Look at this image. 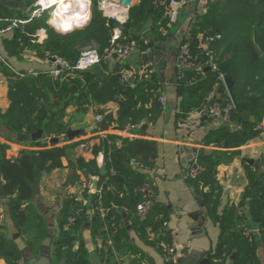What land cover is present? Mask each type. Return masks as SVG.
<instances>
[{
  "label": "trees",
  "instance_id": "1",
  "mask_svg": "<svg viewBox=\"0 0 264 264\" xmlns=\"http://www.w3.org/2000/svg\"><path fill=\"white\" fill-rule=\"evenodd\" d=\"M30 1L0 0V27L5 28L11 20L29 15L34 6L27 9ZM170 1L141 0L133 5L129 9L128 21L120 28L121 42H136L139 54L155 48L157 42H165L166 31L171 26L168 18ZM205 2L206 10L196 15L190 38L181 43L189 44L196 68L186 71L178 81L182 97L180 118L186 119L192 112L207 113V109L217 101L213 98L215 92L224 95L222 105L230 102L229 95L225 94L223 76L235 78L233 99L237 107L231 111L229 124L211 130L204 137L203 146L218 149L198 157V174L188 177V180L203 199L207 216L222 228L215 264H262L257 252L260 244L264 248V180L254 168L245 165L249 186L245 189L243 200L239 206L226 207L220 215L224 190L217 179V168L221 163L230 164L234 160L237 152L231 150L261 135L255 129L264 122V0ZM116 25L102 15L97 0H93L92 19L85 29L63 33L48 25L47 18L35 19L16 29L15 36L6 40L4 45L11 56H18L31 47L41 58L49 53L73 66L80 56V49L92 43L98 45L103 56L110 46ZM41 29L47 31V41L42 45H31L26 34L34 35ZM218 35L220 38H217ZM199 40L208 48L203 49ZM208 51L215 57L216 70L206 66ZM101 66L107 74L98 82L94 74L68 70H63L59 77L45 72L17 73L0 59V75L15 80L14 85L9 84L10 107L6 113L0 110V122L14 134L32 135L44 130L48 138H59L66 136L76 122L74 116L68 115L67 108L76 107V113L83 117L92 107L116 102L119 104L117 116L99 111L103 119L95 132L107 131L114 126L124 131L128 126L142 122L155 126L163 114L159 75L151 71L145 75L135 73L131 80L126 81L122 78L125 66L109 71L108 62L104 60ZM91 140L62 146L33 143L38 149L22 150L15 160L7 157L10 145L0 141V180L15 227L22 235L32 237L29 245L33 249L36 243L42 251V243L49 236V231L47 220L35 201L37 192L34 185L44 175L69 169L71 186H83L81 175L86 177L85 199L89 196L92 178H99L98 190L101 193L92 195V201L94 206L102 201L107 216L103 219L97 212L89 215L91 209L84 201L78 200L76 195H67L57 215L58 234L51 237L58 259H65L66 264H91L82 238L84 226L89 223L101 260L107 264H120L113 250L98 249V242L106 243L112 239L116 253H127L130 235L124 216L144 242L151 243L148 234L153 232L162 236L165 246L171 247L170 237H163L162 232L167 221V209L154 198L146 220H139L137 213L138 206L146 200L141 189L150 186L156 192L150 171L156 167L159 143L138 137L109 135L92 148L95 159L87 161L78 155L77 148ZM99 154L104 156L105 176L100 175ZM261 166L264 168V158ZM243 208L248 209V215L242 213ZM71 218L76 221L70 223ZM249 220L260 224L259 239L252 234L251 237L246 236ZM3 229L5 224L1 222L0 212V231ZM78 241L80 246L75 249ZM0 258L7 264H22L24 252L13 239L0 234Z\"/></svg>",
  "mask_w": 264,
  "mask_h": 264
},
{
  "label": "crops",
  "instance_id": "2",
  "mask_svg": "<svg viewBox=\"0 0 264 264\" xmlns=\"http://www.w3.org/2000/svg\"><path fill=\"white\" fill-rule=\"evenodd\" d=\"M198 5L201 7L203 6L204 9L202 12L206 10L205 0H192L186 9L181 10L179 22L176 25L169 26L166 31L167 39L165 42H157L155 48L152 50L144 54H139L138 52L136 57H129L125 61V65L121 64V68L125 66L122 72V78L126 81L131 80L135 73H139V75H145L149 71L157 73L161 84V96L166 99V102L163 104V114L158 123L155 126L144 123L143 127L139 130H135L134 133L135 137L153 140L159 143V157L156 161L155 169L150 171V176L154 179L156 185L155 201L167 209V221L162 232L163 237L168 236L171 239V248L174 250L173 264H177L179 259L184 257L194 263L199 259H207L210 261V264H215L214 257L218 251L222 230L219 223H214L207 216L204 201L196 192L195 188L189 183L188 177H193V170L199 171L196 162L201 151H204V154L211 153L213 150L218 149L216 147L203 146L202 140L211 130L217 129L223 124L214 121L206 112H192L186 119L180 118L182 97L177 79L180 69L178 53L182 41L186 38H190L192 23L196 19V15L201 12L200 10L198 11ZM31 7L27 6V9ZM28 18L29 15L23 19L13 20H25ZM13 20L10 21V24ZM47 24L52 26L48 22V19ZM123 25L125 24H121L120 27L116 25V28H121ZM7 27H0V59L5 61V64L17 73L26 71L34 74L42 72L50 74L54 65L48 60L49 53L44 58H41L36 49L31 47H27L18 56H11L6 51L4 45L5 41L11 40L15 36V30L1 32ZM146 34L147 31L145 30L144 35ZM26 35L29 37L31 45H42L48 39V33L45 29L38 30L34 35ZM22 44L23 43H21V45ZM199 44H201L203 49L208 48L201 40H199ZM116 63L117 62L109 61L108 70L115 71ZM105 73L107 74V71H105ZM7 80V78L0 75V110L2 113H6L10 107L8 97L9 83ZM224 87L226 90L225 94L230 95L225 82ZM222 96L224 95L219 92L213 94V98H216L217 101H220ZM118 110L119 104L111 102L104 106L92 107L85 116L81 117L76 113V107L71 106L67 108L68 115L74 116V119H76L75 124L70 128L74 131L80 130L82 133L76 136L72 141L66 138L64 142L53 145L62 146L66 143L92 139L88 143L81 144L85 145L90 150H80V145L77 148V153L87 161L95 159L92 148L95 145H99L101 139L104 138L102 132L106 137L110 135L129 138V136L125 135L124 131H120L119 129L116 130V126L107 131L95 132L98 128V124L103 119L99 111H103L105 114H113L116 117ZM84 132H86V136H83ZM17 134L9 131L0 122V141L10 145V149L7 153L8 159H17L22 150L38 149V147L33 146V143H48L50 145L49 142L45 141L20 143L16 140ZM231 151L237 152L234 160L230 164L221 163L217 168V179L224 190L219 210L220 215L223 214L226 207L230 205L239 206L242 202L245 189L249 186V178L245 165L254 168L257 173H259V168L263 169L264 172V168L261 166V160L264 158V133L261 132L258 138ZM100 155L101 154L98 155L97 161L101 168L104 166V156ZM66 165L67 162H65V166ZM81 179L84 182L83 186H71L70 170L61 169L49 175H44L38 180L39 191H36L37 195L35 201L48 223L49 236L47 239L58 234L57 215L67 195H76L77 198L80 201H84L87 206L89 196L85 199L83 195V191L87 184L86 177L81 175ZM96 180L99 181V178L94 177L91 180L92 183L90 185H92V190L90 191L89 189V195L96 194L93 188L94 181ZM4 198L0 197V212L1 222L5 224V229L1 230L0 234L13 239L17 243L19 248L24 252L22 264H26V257L30 256V254H34L37 257L41 254L40 246L34 243L35 249H33L29 245L30 242H32V237L29 235H22L15 227L7 207V201ZM96 207L97 204L96 206L93 204L91 208L87 207L91 209L89 215L96 212ZM241 211L243 214H249L247 208H243ZM124 223L129 229L130 247L124 255L122 253H117L116 257L120 263L168 264L163 253L164 247L167 246L161 241L162 236H157L155 233L149 232L150 242H153V244L144 242L139 238L131 223L126 220V216H124ZM260 229L259 223L249 220L248 230L257 239L260 238ZM82 238L90 261L91 259L101 260L96 249V243L91 236L89 223H86L84 226ZM45 241L46 239L43 243ZM99 242H101V240ZM79 246L80 242L78 241L75 245V249H78ZM54 249L53 239L51 238L50 250L52 254V264H61L62 261H65L66 264L65 259H58L55 256ZM257 256L262 264H264V248L261 244ZM101 262L102 264H107L102 260ZM0 264L7 263L3 258H0ZM226 264L232 263L227 262Z\"/></svg>",
  "mask_w": 264,
  "mask_h": 264
},
{
  "label": "built area",
  "instance_id": "3",
  "mask_svg": "<svg viewBox=\"0 0 264 264\" xmlns=\"http://www.w3.org/2000/svg\"><path fill=\"white\" fill-rule=\"evenodd\" d=\"M59 1L60 0H40L39 2L34 3V6L29 14V18L25 20H13L11 24L1 32H10L16 29H20L27 23L35 20V19H43L47 18L48 22L55 27L58 31L63 33H72L74 31H80L85 29L93 15V0H82L84 1L85 5L87 6V9H85L81 13V15L78 17L79 24L72 25V20L74 16H65V19L67 21H64L63 19H60L59 17H56V10L59 8ZM141 0H135V2H140ZM188 4H190V1L188 0H171L168 6V18L170 21V25H176L181 16V10L186 7ZM99 10L109 18L110 20L126 24V22L129 19V9L124 8L119 0H101L100 3H98ZM124 11V14L122 15L124 17L123 20L119 17V11ZM58 21L59 23L56 24L55 22ZM68 24V27L71 28L69 31H65L64 27ZM61 28V29H60ZM217 38H220L218 35ZM213 40V38L211 39ZM122 31L120 28L114 29L112 38L110 40V46L104 51V55L101 56L99 47L95 43H92L90 45H87L80 49V56L77 59L76 63L72 66L70 65L66 60H64L61 57L55 56V55H48V60L52 62L54 65V68L50 71V75L54 77H59L63 73V70H68L72 72H84L85 70L92 68L93 66L97 64H101V61H114L120 64H123L133 53L134 49H136V42H128V43H122ZM208 60L206 61V66L209 68H213L214 70L217 69V63L215 60V57L212 55V52L208 51L207 53ZM178 61H179V72L177 75L178 81H180L184 73L186 71H190L196 68L195 62L192 57L191 48L188 43H183L179 47V53H178ZM58 67H61L59 69ZM226 76H223V81ZM231 101L228 102L225 106L222 105L221 100L216 101L213 103L208 109L207 114L209 117H211L214 121L222 123V124H229L230 123V114L231 111L235 108V103L233 102L231 96L229 95ZM160 102L164 104L166 102V99L161 96ZM144 122L137 124V125H130L128 126L124 132L125 135L129 137H135V130H139L143 127ZM256 131H260L264 133V124L258 125L255 129ZM102 135L104 138H106V135L102 132ZM80 150H86L88 151V147L85 145H81L79 147ZM90 150V149H89ZM102 155V154H101ZM100 155V156H101ZM103 156V155H102ZM104 164V160H103ZM198 171L193 170V177L197 176ZM90 191L92 190V185L89 186ZM141 191L144 193L146 200L142 202L138 206V218L141 221H144L147 219V216L149 215V212L151 210V207L153 206V199L155 198V191L150 186H145L141 189ZM101 193V190L96 189L95 193ZM79 200V199H78ZM1 210V209H0ZM96 212L100 214V216L105 219L107 216V210L103 206L102 201H98ZM76 220L74 218H71L69 220L70 223H74ZM247 237H251L250 231L247 229L245 232ZM99 249H112L113 253L117 255L115 249H114V242L112 239H109L106 243L99 242L98 244ZM163 253L165 255V260L168 264L173 263L174 260V250L171 247H164ZM120 264H128V263H120Z\"/></svg>",
  "mask_w": 264,
  "mask_h": 264
},
{
  "label": "water",
  "instance_id": "4",
  "mask_svg": "<svg viewBox=\"0 0 264 264\" xmlns=\"http://www.w3.org/2000/svg\"><path fill=\"white\" fill-rule=\"evenodd\" d=\"M40 0H31L30 2H28L27 6L31 7L33 6L34 3L39 2ZM120 3L122 4V6L124 8L130 9L133 6V2L135 0H119ZM121 23H117V27H120ZM138 53L137 49H134L133 53L131 54V58L136 57ZM59 69H61V67H58ZM119 68H121V64L120 63H116L115 66V71L118 70ZM209 69V68H207ZM85 73H89V74H94L97 78V81L99 82L100 80L104 79L106 77V73L103 70L101 64H97L95 66H93L92 68H89L87 70L84 71ZM9 84L14 85L15 84V80L14 79H8L7 80ZM224 82L227 86V89L229 91V94L234 102L233 99V87L235 85V78L233 76H226L224 78ZM235 103V102H234ZM235 107H237V105L235 104ZM119 128L116 127V130H118ZM82 133V131L78 130V131H74L73 129H69L67 132V136L66 137H61V138H48V136L46 135V133L44 132V130H39L36 133L32 134V135H25L23 133H18L17 134V141L20 143H31V142H38V141H45V142H49L50 144H60L62 142L65 141V139L67 138L68 140L72 141L76 136L80 135ZM204 151H201L199 153V156H201L203 154ZM198 156V157H199ZM197 167V166H196ZM107 173V169L105 166H102L100 168V175L101 176H105ZM259 173L262 174L261 177L264 180V172L263 169L259 168ZM93 188L94 190L97 189L98 187V180L94 181L93 184ZM35 190L39 191V181L36 183L35 185ZM5 192L3 190V185H2V180H0V197L4 198ZM38 198V197H37ZM93 205V201H92V194L89 195L88 197V203H87V207L91 208ZM50 245H51V238L46 239V241L43 243V249L41 251V254L37 257L34 254H30V256L26 257V264H52V254H51V250H50ZM61 264H65V261H62ZM91 264H102L101 260L99 259H91ZM177 264H210V261L205 259V260H198L195 263L190 261L188 258H181L179 259V261L177 262Z\"/></svg>",
  "mask_w": 264,
  "mask_h": 264
},
{
  "label": "bare ground",
  "instance_id": "5",
  "mask_svg": "<svg viewBox=\"0 0 264 264\" xmlns=\"http://www.w3.org/2000/svg\"><path fill=\"white\" fill-rule=\"evenodd\" d=\"M85 9H87V6L85 5L84 1L82 0H60L59 1V8L56 10V17H59L60 19H63L64 21H67L65 19V16H74L72 17V25L74 24H79V19L78 18L81 13L84 11ZM124 14V11H119V17L121 20L124 19V17L122 16ZM56 24H58L59 22L56 21ZM70 27V26H69ZM68 27V24L65 25L64 30H70L71 28ZM61 29V28H60Z\"/></svg>",
  "mask_w": 264,
  "mask_h": 264
},
{
  "label": "rangeland",
  "instance_id": "6",
  "mask_svg": "<svg viewBox=\"0 0 264 264\" xmlns=\"http://www.w3.org/2000/svg\"><path fill=\"white\" fill-rule=\"evenodd\" d=\"M100 1L101 0H97V7H98V3H100ZM137 2H135L133 5H135ZM204 8H203V6L201 7L200 5H198V11L200 10L201 12L200 13H202V10H203ZM98 10H99V8H98ZM100 11V10H99ZM101 12V11H100ZM102 13V12H101ZM102 15L104 16V14L102 13ZM104 17H106V16H104ZM107 18V17H106ZM107 19H109V18H107ZM110 20V19H109ZM148 28H149V26H148ZM123 65H125V62L123 63Z\"/></svg>",
  "mask_w": 264,
  "mask_h": 264
}]
</instances>
